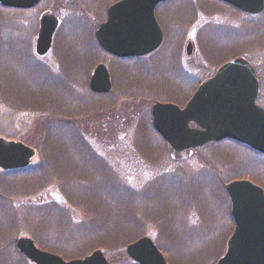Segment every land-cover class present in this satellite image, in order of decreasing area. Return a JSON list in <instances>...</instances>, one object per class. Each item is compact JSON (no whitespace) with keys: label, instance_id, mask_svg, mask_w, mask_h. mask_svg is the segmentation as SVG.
<instances>
[{"label":"rangeland","instance_id":"obj_1","mask_svg":"<svg viewBox=\"0 0 264 264\" xmlns=\"http://www.w3.org/2000/svg\"><path fill=\"white\" fill-rule=\"evenodd\" d=\"M117 1L0 7V138L15 136L12 141L33 149L30 167L39 163L43 171L39 178L28 171L0 179V264H32L13 244L21 237L64 261L100 249L110 264H136L125 247L144 236L168 264H215L233 229L224 185L247 180L264 190V155L227 141L174 153L151 124L155 103L183 107L200 83L235 58L252 65L259 80L255 103L264 109V8L247 15L216 0H170L155 10L159 49L120 61L94 39ZM47 12L58 26L51 49L38 57L39 20ZM98 64L110 75L105 95L88 89ZM53 89L65 109L89 117L77 123L78 149L70 145L73 135L64 134L50 164L22 140L32 138L33 122L51 118L41 103L42 93ZM139 99L148 101L140 127L137 119L122 118L121 109L135 113L144 106Z\"/></svg>","mask_w":264,"mask_h":264},{"label":"water","instance_id":"obj_2","mask_svg":"<svg viewBox=\"0 0 264 264\" xmlns=\"http://www.w3.org/2000/svg\"><path fill=\"white\" fill-rule=\"evenodd\" d=\"M168 0H120L106 11V20L94 32L101 50L114 58H141L154 52L163 34L155 19V9ZM249 15L264 8V0H218ZM40 0H0L5 9L29 10ZM58 26L56 17L47 12L39 20L35 53L44 56L50 49ZM192 45L186 48L190 54ZM93 94H107L111 82L106 67L99 64L88 82ZM259 83L253 67L243 58L220 66L203 81L183 108L170 103H155L151 108L154 131L171 148L180 153L223 140L235 142L264 155V109L255 104ZM195 125L190 128L189 125ZM35 151L28 146L0 138V170L12 171L30 165ZM230 202L233 231L224 255L216 264H264V191L247 180L224 186ZM17 251L32 264H109L100 250L83 259L64 261L37 249L27 237L16 240ZM136 264H167L147 237L125 248Z\"/></svg>","mask_w":264,"mask_h":264},{"label":"trees","instance_id":"obj_3","mask_svg":"<svg viewBox=\"0 0 264 264\" xmlns=\"http://www.w3.org/2000/svg\"><path fill=\"white\" fill-rule=\"evenodd\" d=\"M0 48H1V45H0ZM52 84L56 85L55 83H52ZM53 91H54V89L50 92L42 93V95H44L46 97L41 103V109L44 110V112H45L44 114H48L49 115L48 118H50V117L51 118L49 120H46V119L40 120L38 122L39 124H36L35 122H33L32 126L34 125V127H32V129L30 131V133H31L30 135L32 138L22 140V142H24L27 145H30V146L34 145L43 157H44V154H46L44 157L45 158L44 161H47L50 164H53L54 162L56 163L58 160V159L53 160L52 157L54 156L55 153L60 151V150H58V148H59L60 142L63 140L64 134H66V135L72 134L73 135L71 141H69L70 145L72 148L75 149V147H77L76 149H78L77 143L80 144L81 140L79 139L80 137L77 133L78 132V129H77L78 124L77 123L80 121L84 122V120L86 121L87 118L89 117V116L84 117V115L78 113V110L73 109L71 107H67L65 109V107L62 105L63 103L59 102L60 100L58 99L57 95ZM6 93H8V92H6ZM147 102L148 101L143 100V99L137 100L136 103H142L144 106L141 107L140 110L139 109L136 110L135 113L133 112L134 114L132 113L133 109L131 111H126L124 113V111H123L124 107H122L121 108L122 109V118L127 119V121L129 123H131L132 119L135 118V119H137V125H139V127H140L142 125V124L140 125V123L142 121V117H144L145 115L148 116L147 108H146ZM171 102H173V101H171ZM174 103H175V101H174ZM175 104L182 106L181 104H178V103H175ZM134 105L136 106V104H134ZM124 114H126V115H124ZM43 117L47 118L45 115H43ZM130 118H131V120H129ZM143 132H144V128H143ZM35 136L37 137L36 138L37 140H35V139L33 140V138ZM49 136H51V137H49ZM39 137H42V138L39 139ZM13 138L15 139V136L12 138L9 137L8 139L13 140ZM52 141H57L58 144H53ZM73 144L74 145L76 144V145L74 146ZM44 166H45V164H44ZM41 168H42V164L38 163L32 167H28V168L22 169V170H15V171H10V172H1L0 173V179L8 180V178H11L15 175L26 174V172H28V171H33L31 174H34V176L38 177L39 173L43 172L41 170ZM40 170H41V172H40ZM53 175H55V174H53ZM14 243L15 242H13V244ZM85 252L83 254L84 256L87 255V251H85ZM79 255L81 256V254H79ZM122 255H123V253H122Z\"/></svg>","mask_w":264,"mask_h":264},{"label":"bare ground","instance_id":"obj_4","mask_svg":"<svg viewBox=\"0 0 264 264\" xmlns=\"http://www.w3.org/2000/svg\"><path fill=\"white\" fill-rule=\"evenodd\" d=\"M157 135V134H156ZM160 139H161V137L159 136V135H157ZM162 140V139H161Z\"/></svg>","mask_w":264,"mask_h":264},{"label":"flooded vegetation","instance_id":"obj_5","mask_svg":"<svg viewBox=\"0 0 264 264\" xmlns=\"http://www.w3.org/2000/svg\"><path fill=\"white\" fill-rule=\"evenodd\" d=\"M157 21V20H156ZM158 23V22H157Z\"/></svg>","mask_w":264,"mask_h":264}]
</instances>
